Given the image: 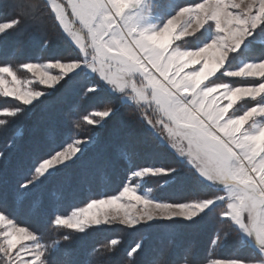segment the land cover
Wrapping results in <instances>:
<instances>
[{"label":"trees","instance_id":"1","mask_svg":"<svg viewBox=\"0 0 264 264\" xmlns=\"http://www.w3.org/2000/svg\"><path fill=\"white\" fill-rule=\"evenodd\" d=\"M199 1L158 0L154 4L176 9ZM12 19H22V23L0 35V65L16 67L26 61L63 57L65 51L77 55L44 0H0V22ZM258 31L264 40V24ZM246 43L230 54V67L237 66L240 59L264 57V44ZM93 76L79 70L72 81L65 77L30 110L0 116L4 121L0 124V211L29 228L46 246L44 258L54 264H203L215 259H253L258 253L241 240L232 222H219L224 200L190 220L162 219L133 227L114 224L80 232L54 225L57 215H65L87 200L118 193L132 170L151 164L175 168L169 175L150 177L142 184L153 189L159 201L188 203L223 194L160 140L162 129L156 126L159 113L155 108L147 110V106L121 100ZM251 80L223 76V82H239L235 85ZM91 87L96 90L89 91ZM13 103L0 98V110L14 107ZM106 109L112 111L100 126L84 121L92 110ZM76 138L92 140L58 171L21 187L41 159ZM0 264H6L3 257Z\"/></svg>","mask_w":264,"mask_h":264},{"label":"snow or ice","instance_id":"2","mask_svg":"<svg viewBox=\"0 0 264 264\" xmlns=\"http://www.w3.org/2000/svg\"><path fill=\"white\" fill-rule=\"evenodd\" d=\"M69 3L72 15L78 18L91 36V59H88V47L77 37L76 42L84 53L83 60L67 63L52 60L46 64L28 62L22 67L31 72L41 85L49 88L60 84L65 77L67 81H72L74 76L79 75L82 65L99 73L103 80L121 93L130 88L131 99L138 105H155L161 113V119L156 123L162 124L169 137L179 142L182 155L199 174L210 181H219L229 189L226 199L219 196L215 200L210 198L171 204L145 199L136 195L134 189L125 186L119 196L93 200L88 207L112 205L125 210L134 208L135 204L117 203L122 197H128L137 204H143L145 209L151 206L162 213L170 212V215L161 218L180 217L190 220L217 200H224L225 207L219 214V222L228 225L235 222L254 234L264 245V142L260 140L264 136V126H249V121L264 116V104L254 105L239 115L230 112L243 98L264 95V59L246 63L235 71L225 70L230 76L259 78V82L253 81L251 86L246 87L248 91L237 93L226 83L209 80V77L224 70L230 54L236 52L259 25L264 24V0H201L184 4L159 27L139 26L135 19L136 13L131 10H138L142 0H69ZM56 11L61 23H65L64 11L59 6ZM20 23L22 19L0 22V33ZM205 25L214 27L216 31V36L210 42L195 50H174V41L188 37L189 31L192 35L196 34ZM65 28H68L66 23ZM193 52L195 54L190 55ZM210 57L215 63L208 62ZM189 65L200 67L185 72L184 69ZM209 69L216 71L209 73ZM52 70H58V74L53 75ZM192 73L197 74L193 76ZM3 74L12 79L6 81ZM136 75L142 78L139 87L133 80ZM206 80L208 83H204ZM30 83L18 79L10 67H0V93L4 96L14 97L23 105L32 104L44 93L29 90L27 85ZM217 84L222 87L207 92V89ZM217 92L219 96L215 95ZM220 100H226L227 103L221 104ZM23 111L21 107L13 110L5 108L3 114L11 117ZM111 111L106 109L95 115L103 119L109 117ZM87 122L99 124L100 120L87 119ZM3 123L0 120V124ZM148 123L153 124V121L149 119ZM173 147H176L175 143ZM80 150V143L77 142L75 146L70 144L67 149L55 151L35 168L36 175L43 176L50 169L58 171V166L71 160ZM172 171L175 168H142L135 175L167 174ZM31 183L29 180L21 187ZM128 215L125 211V216ZM145 217L148 221L154 219L153 214L146 211L139 219L133 217L125 222L136 224ZM3 219L0 216V221ZM53 222L57 226L80 230H83L82 225L86 223H101L95 216L90 221L56 216ZM21 233L24 235L20 236ZM4 235L6 246L0 245V253L6 258V264H42L46 246L38 242L34 248L21 247L33 259L23 260L19 251L13 255V249L20 239L37 241L35 235L11 224ZM214 264H244V261H216Z\"/></svg>","mask_w":264,"mask_h":264},{"label":"rangeland","instance_id":"3","mask_svg":"<svg viewBox=\"0 0 264 264\" xmlns=\"http://www.w3.org/2000/svg\"><path fill=\"white\" fill-rule=\"evenodd\" d=\"M44 1L47 4V6L49 7V10L52 12L53 17H54L59 29L68 37V39L70 40L72 45L75 47L77 55L75 53L71 54V53H68L65 51V52H62L63 57H55V58H51V59H47V60L45 59V60L26 61V62H23L22 64L17 65L16 67L10 66L8 64L0 65V67H4V66L10 67L13 70V72L16 74L18 79L31 81V83L29 85H27V88L29 90L41 91L42 93H44V95H42L41 97H38L36 100L33 101L32 104H29V105H23L21 101L16 100L14 97H6L2 93H0V98L5 99V100H9L10 102H12V101L14 102L13 104H15V106L14 107H8L7 109H9V110H13L16 107H21L24 109V111L30 110L39 100L48 96L50 94V92L52 91V89H54L57 86L56 85L54 87L49 88L48 86L41 85L39 83V81L35 79V77L33 76V74L31 72H29L27 69H24L22 67V65L24 63L31 62V63H44V64H46L52 60H60L61 62L67 63L69 61L77 60V59L83 60L84 53L81 51L80 45L77 44V42H76L77 37L81 38L83 40V42L86 44V46L88 47V52H89L88 59L89 60L91 59V54L93 52V49L91 47V36L88 34V30L79 22L78 18H76L72 15V10H71L69 0H44ZM156 1H158V0H142V4L138 10L137 9L131 10V11L136 13L135 19L137 20L140 27H150V26L159 27L165 22V20L169 16L175 14L177 9L179 8L178 7L176 9H173V8L169 7V4H167V5H164L165 8L163 9L162 7L159 6L158 3L154 4V2H156ZM199 2H201V0ZM57 6H59L64 11L65 23L68 25V28H65V23H61L60 19L58 18L57 11H56ZM261 25H259L257 27V29L254 30L252 36L248 37L244 42H242L241 47L245 46L247 44L246 41L249 42L250 40L255 41L256 43L264 44V40L259 38L261 33L258 30H259ZM6 31H8V30H6ZM2 34L3 33H0V35H2ZM215 36H216V31H215L214 27H209L208 25H205V27L203 29H201L199 32H197L196 34L182 38L181 41H174V45H176L177 43L183 42V41H187L188 42L187 47L184 49L195 50V48L200 47V46L204 45L205 43L210 42ZM192 38H194V41H191ZM246 54H250V53L248 52ZM243 56L245 57V55H243ZM262 59H264V57ZM262 59H258V60L240 59L239 63H237V66H235V67H230L233 65L232 62H229V63L226 62L225 66H224V70H221L220 72H218L216 74L217 78L214 79L213 81L215 83H226V82H223V76L232 77V78H242V79L251 78V77L230 76V75L226 74V71H235V70H238L240 67H242L246 63L257 62V61L262 60ZM208 62L209 63H215V61L212 57L209 58ZM199 67H200V65H189L187 68L184 69V71L188 72V71H191L193 69L198 70ZM80 70L85 75H89V76L94 75L93 77L100 78V80L104 84L105 88L108 89L109 91L113 92V93L118 94L120 96L121 100L126 101L128 103H133L136 107L139 106L136 103V101L131 99V95H130L131 89L130 88L126 89V91L124 93H121L118 90L114 89L111 85H109L107 83V81L103 80L100 77L99 73H94L86 65H82ZM52 74L53 75L58 74V70H52ZM3 75H4L6 81H10L12 79V77L8 76L7 74H3ZM212 78H214V76L209 77V80ZM251 79H253V80H251L249 84H247V82H245V81H244V83H241L242 85H235V84H238L239 82L238 83L237 82L232 83V84L226 83V84H228L231 87H247V86H251L253 81L259 82V80H258L259 78H251ZM133 80L135 81L137 87H139L141 84L142 78L139 75H136L133 77ZM204 83H208L207 80L204 81ZM8 86H11V85H8ZM210 86H212V85H210ZM90 89L96 90L95 87H91V88H89V90ZM215 95L219 96V92L215 93ZM249 101H254V103L253 102L250 103ZM219 102L221 104L227 103L226 100H220ZM257 104H264V95H260V96H257L255 98L245 97L242 100L237 102V104L234 106V109H230V110H231V112L234 111L236 114H243L245 111L248 110V108H250L254 105H257ZM237 106H238V109H237ZM151 108H153V109L155 108L156 112L159 113L158 114L159 119L157 120V121H159L161 119V113L155 107L154 104L151 107L147 106V110L151 109ZM100 111H104V110H100ZM96 112H99V111L98 110H92L90 113H88L87 117H85L84 121L87 124H89L87 122V119L100 120L99 124H89L91 126L93 125L95 127H98L101 125V123H103V120L106 117L103 119H100L99 117H97L95 115ZM3 113H4V109L0 110V116H2V117L7 116V115H4ZM17 114H20V113H17ZM252 124H255L257 127L264 126V116H258L255 118V120L249 121V126H251ZM156 126L162 129L160 140L162 142H164L175 155H177L179 158H181L184 161V164L192 167L194 169V171L198 174L199 177L203 178L210 185L222 189L223 194L220 196H224L226 199L227 193L229 191L228 187L219 181H210L206 177L200 175L199 172L194 168V166L191 163H189L187 158L184 155H182L181 146H180L179 142L175 141L169 137L167 130L164 129V126L162 124L157 123ZM263 137L264 136H261L260 140H262ZM91 140L92 139H87V138H82V139L76 138V139H73L72 141H70L69 143H67L63 148H61L60 150L67 149L68 145L71 144V145L75 146L77 142H79L80 146H81V150L79 152H77L76 156L72 157L71 160L66 161L64 165L70 163L75 157H77L83 151V149L88 144L91 143ZM262 142H264V141L262 140ZM174 143L176 144V147H173ZM60 150H58V151H60ZM48 157H46L44 159H47ZM146 158H147V156H146ZM150 160H151V163H156V161H154L153 159H150ZM42 161H43V159H41L37 163L36 167H38L39 163H41ZM61 166H63V165H61ZM58 167H60V166H58ZM143 168H160V167L159 166L155 167L154 165L151 164L150 166H146ZM141 169L142 168L132 170L128 174V176L126 177V180L124 182V185L122 186V188L119 190L118 193H116L114 195H110V196H104V197L96 198V199H89L86 202H84L82 205H80L79 207L73 208L67 214L57 215V216H60L61 218L87 219L89 221L91 220V218L93 216H95L97 219H100V221H101L100 224H95V223L89 222V223L82 225L83 230L70 228V229L76 230L78 232L85 231L87 229L99 227V226H110V225H114V224H122L125 226L133 227V226H136V225L141 224V223H149V222H153V221H157V220L169 219V218H161V217L170 215V212H163L162 213L161 210L152 208L151 206L148 209H145L143 204H137L134 200H130L128 197H122L119 201H117V203L118 204L127 203L129 205L135 204L136 206L134 208L129 207L128 209L125 210V209H118L112 205L93 206L92 208L88 207L89 204H91L93 200H107L113 196H119L120 192L123 191V188L125 186L134 189L136 192V195H138V196H142L145 199L152 200V201L157 202V203H161L162 201H159L154 197L153 189L143 188L142 184L144 183L145 180H147L150 177L159 178L161 176L169 175V173H167V174H156V175L145 174L143 176L135 175V173L137 171H140ZM51 172H53V170L50 169L49 173H51ZM49 173H45L44 175L49 174ZM43 176H37L35 171H34V174H33V176H31V179H30L32 181V183L27 185V187H29L32 184H34L35 182L39 181V179L42 178ZM26 183L27 182H25L23 185H25ZM27 187H24V188H27ZM217 197H219V196H217ZM215 198H212V199L215 200ZM221 201H223V200H217L216 203L221 202ZM163 203H169V202H163ZM175 203H171V204H175ZM179 203H181V202H179ZM125 211H127L129 213L128 216H125ZM146 211L153 214V216H154L153 220L148 221L145 217L144 219H140V222L136 223V224H129V223L125 222L126 220L131 219L133 217L139 219L140 217L144 216V213ZM0 216L4 217V219L2 221H0V245L6 246V238H5L4 234L7 231H9V224H11L12 226H15L17 228H24L27 230V232L35 235L29 228L18 224L17 222H15L13 219L8 217L6 214H4L1 211H0ZM173 218H180V217H173ZM181 219H184V218H181ZM232 224L237 228L241 240L243 242H245L246 245L252 247L255 250V252L258 253L253 259L244 261V264H258V262H259V264H262V262H264V245H262L260 243V241L255 237L254 234H250L244 228H242L240 225H237L235 222H232ZM54 225H55V223H54ZM63 227H66V226H63ZM66 228H68V227H66ZM23 235H24L23 233L20 234V236H23ZM37 242L39 244L43 245L39 239H37V241L20 239L19 242L17 243L16 247L13 249V255H15V253L17 251H19L20 256L23 260L33 259L27 252L22 251L21 247L24 246L26 248H34L35 244ZM0 257H3L6 261V258L3 256V253H0ZM42 259H44V256L42 257ZM230 260H236V259H232V258H230V259H215V260H210V261L203 263V264H214V262H216V261H230ZM237 261H243V260H237ZM180 264H185V263H180Z\"/></svg>","mask_w":264,"mask_h":264},{"label":"clouds","instance_id":"4","mask_svg":"<svg viewBox=\"0 0 264 264\" xmlns=\"http://www.w3.org/2000/svg\"><path fill=\"white\" fill-rule=\"evenodd\" d=\"M191 35H192L191 31H189L188 36H191ZM176 41H181V39H177ZM187 43H188L187 41H183V42L177 43L175 45V49L174 50L175 51H179L181 49L186 48L187 47ZM206 47L207 46H205V48ZM204 50L205 49H199L198 51H204ZM194 54H195V52L190 53V55H194ZM215 71H216V69H209V73H214ZM196 74L197 73H192L193 76H195ZM205 78H207V76ZM141 83H142V81H141ZM220 87H222V85L221 84H217L214 88L207 89V92L211 93V92L217 91ZM233 90L235 92H237V93L248 91V89L246 87H233ZM237 115H239V114H237ZM42 264H54V262L50 261L48 258H44V259H42ZM262 264H264V262H262Z\"/></svg>","mask_w":264,"mask_h":264},{"label":"crops","instance_id":"5","mask_svg":"<svg viewBox=\"0 0 264 264\" xmlns=\"http://www.w3.org/2000/svg\"><path fill=\"white\" fill-rule=\"evenodd\" d=\"M230 112H231V110H230ZM262 140L264 141V137H263V139H262ZM262 140H261V141H262Z\"/></svg>","mask_w":264,"mask_h":264}]
</instances>
